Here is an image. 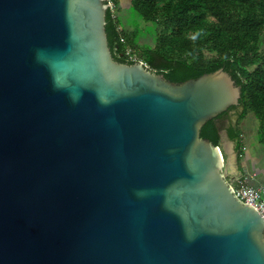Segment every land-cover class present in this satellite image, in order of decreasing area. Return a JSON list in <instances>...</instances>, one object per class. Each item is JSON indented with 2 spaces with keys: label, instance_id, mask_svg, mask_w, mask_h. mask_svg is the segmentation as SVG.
Listing matches in <instances>:
<instances>
[{
  "label": "water",
  "instance_id": "1",
  "mask_svg": "<svg viewBox=\"0 0 264 264\" xmlns=\"http://www.w3.org/2000/svg\"><path fill=\"white\" fill-rule=\"evenodd\" d=\"M108 7L0 0V264H264V219L199 135L240 87L118 63Z\"/></svg>",
  "mask_w": 264,
  "mask_h": 264
},
{
  "label": "trees",
  "instance_id": "2",
  "mask_svg": "<svg viewBox=\"0 0 264 264\" xmlns=\"http://www.w3.org/2000/svg\"><path fill=\"white\" fill-rule=\"evenodd\" d=\"M105 2L115 5L119 0ZM128 8L138 21L160 24L162 30L156 33L153 47L138 46L108 7L105 32L112 58L128 65L142 62L176 84L223 69L240 87L239 104L207 121L200 138L219 147L227 112L241 107V118L251 113L259 121L258 142L264 144V54H259L264 0H128ZM225 131L230 140L236 139L239 160L243 156L240 131L231 125Z\"/></svg>",
  "mask_w": 264,
  "mask_h": 264
},
{
  "label": "rangeland",
  "instance_id": "3",
  "mask_svg": "<svg viewBox=\"0 0 264 264\" xmlns=\"http://www.w3.org/2000/svg\"><path fill=\"white\" fill-rule=\"evenodd\" d=\"M109 7L113 18L118 19L124 33L131 39L135 36L138 46H154L155 35L162 30L160 24L150 25L138 21L128 8V0H119L118 4H112ZM259 54H264V36L259 44ZM241 111V107L230 111L228 120L224 122L225 126L221 129V137L228 153L224 155V168L230 163L232 170L236 172L234 177L226 179L244 178L252 185H264V144H260L257 137L259 121L251 113L241 118ZM229 125L234 129L237 126L240 131L243 156L239 160H237L238 152L235 148L236 139L230 140L225 131ZM219 147H222V142Z\"/></svg>",
  "mask_w": 264,
  "mask_h": 264
},
{
  "label": "built area",
  "instance_id": "4",
  "mask_svg": "<svg viewBox=\"0 0 264 264\" xmlns=\"http://www.w3.org/2000/svg\"><path fill=\"white\" fill-rule=\"evenodd\" d=\"M128 54L129 52H126V55ZM130 58L135 60L134 57ZM227 181L237 199L253 207L264 219V185H252L244 178H235Z\"/></svg>",
  "mask_w": 264,
  "mask_h": 264
},
{
  "label": "crops",
  "instance_id": "5",
  "mask_svg": "<svg viewBox=\"0 0 264 264\" xmlns=\"http://www.w3.org/2000/svg\"><path fill=\"white\" fill-rule=\"evenodd\" d=\"M222 145H223V148H224V149H226V147H225V143H224V144H222ZM227 174H228V175H235V174H236V172L234 173V171H233V170H231V171L227 170Z\"/></svg>",
  "mask_w": 264,
  "mask_h": 264
},
{
  "label": "flooded vegetation",
  "instance_id": "6",
  "mask_svg": "<svg viewBox=\"0 0 264 264\" xmlns=\"http://www.w3.org/2000/svg\"><path fill=\"white\" fill-rule=\"evenodd\" d=\"M229 112H230V111L227 112V114H226L227 117H226V119L224 120V122L228 120V114H229Z\"/></svg>",
  "mask_w": 264,
  "mask_h": 264
}]
</instances>
